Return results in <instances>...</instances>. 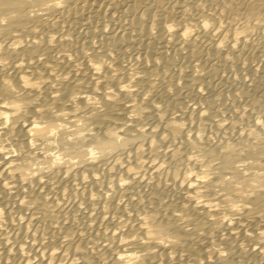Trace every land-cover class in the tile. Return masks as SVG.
I'll return each mask as SVG.
<instances>
[{"label":"bare ground","instance_id":"obj_1","mask_svg":"<svg viewBox=\"0 0 264 264\" xmlns=\"http://www.w3.org/2000/svg\"><path fill=\"white\" fill-rule=\"evenodd\" d=\"M3 230L0 264H264V0H0Z\"/></svg>","mask_w":264,"mask_h":264},{"label":"rangeland","instance_id":"obj_2","mask_svg":"<svg viewBox=\"0 0 264 264\" xmlns=\"http://www.w3.org/2000/svg\"><path fill=\"white\" fill-rule=\"evenodd\" d=\"M0 236L3 238L4 243L7 244V246H8L9 240L6 238L7 234L4 230L0 233ZM59 260H62V258H59Z\"/></svg>","mask_w":264,"mask_h":264}]
</instances>
